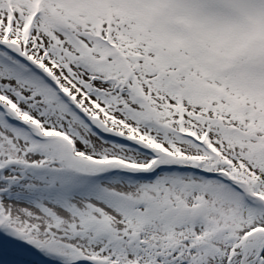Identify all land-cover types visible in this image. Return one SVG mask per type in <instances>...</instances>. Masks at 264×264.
<instances>
[{"label": "snow or ice", "instance_id": "6c2138e0", "mask_svg": "<svg viewBox=\"0 0 264 264\" xmlns=\"http://www.w3.org/2000/svg\"><path fill=\"white\" fill-rule=\"evenodd\" d=\"M0 264H264V0H0Z\"/></svg>", "mask_w": 264, "mask_h": 264}]
</instances>
